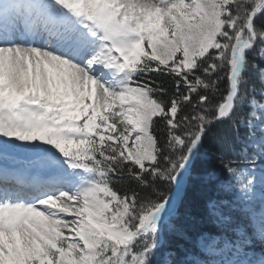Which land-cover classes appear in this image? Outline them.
Listing matches in <instances>:
<instances>
[{"label":"snow or ice","instance_id":"1","mask_svg":"<svg viewBox=\"0 0 264 264\" xmlns=\"http://www.w3.org/2000/svg\"><path fill=\"white\" fill-rule=\"evenodd\" d=\"M258 45L264 0H0V264H264Z\"/></svg>","mask_w":264,"mask_h":264},{"label":"trees","instance_id":"2","mask_svg":"<svg viewBox=\"0 0 264 264\" xmlns=\"http://www.w3.org/2000/svg\"><path fill=\"white\" fill-rule=\"evenodd\" d=\"M259 45L257 46V49H254L252 52L249 53V60L253 61L257 65H260L261 67H264V59H261L259 56L258 51ZM248 79L251 84H253L257 89V73L250 71L248 73ZM244 111H246L244 109ZM210 167H219L220 162L216 161L214 158L210 162ZM211 191L208 189H202L197 187L195 190H193L190 193V199L188 202V211H189V218H186L183 222V226L187 231V234L189 237H192L193 239L200 231H211L215 232L216 230L214 228H211L210 226H206L199 222L200 218L204 215V205L207 197L211 195ZM177 243L180 244H187L184 240H178ZM187 246L191 247L190 244Z\"/></svg>","mask_w":264,"mask_h":264},{"label":"rangeland","instance_id":"3","mask_svg":"<svg viewBox=\"0 0 264 264\" xmlns=\"http://www.w3.org/2000/svg\"><path fill=\"white\" fill-rule=\"evenodd\" d=\"M259 49V48H258ZM257 81V94L259 93V90L260 88L262 87L261 83H260V80H259V77H258V74H257V79L255 80ZM247 111V109H245Z\"/></svg>","mask_w":264,"mask_h":264}]
</instances>
